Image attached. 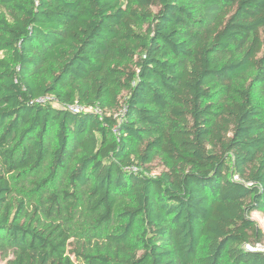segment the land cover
Returning a JSON list of instances; mask_svg holds the SVG:
<instances>
[{"label":"trees","instance_id":"trees-1","mask_svg":"<svg viewBox=\"0 0 264 264\" xmlns=\"http://www.w3.org/2000/svg\"><path fill=\"white\" fill-rule=\"evenodd\" d=\"M254 211L264 0H0L4 264H264Z\"/></svg>","mask_w":264,"mask_h":264},{"label":"rangeland","instance_id":"rangeland-1","mask_svg":"<svg viewBox=\"0 0 264 264\" xmlns=\"http://www.w3.org/2000/svg\"><path fill=\"white\" fill-rule=\"evenodd\" d=\"M215 147H216V149H217V151L218 152H220V150H219V147L218 146H216L215 145ZM155 165V171L154 172H159L161 169H162V167L160 166V165H158V164H154ZM251 217H252V219H254L255 221H256V223L262 228V229H264V214L262 213V212H260V211H254L252 214H251ZM263 250H264V244H263ZM4 262L5 261H2V260H0V264H4Z\"/></svg>","mask_w":264,"mask_h":264},{"label":"built area","instance_id":"built-area-1","mask_svg":"<svg viewBox=\"0 0 264 264\" xmlns=\"http://www.w3.org/2000/svg\"><path fill=\"white\" fill-rule=\"evenodd\" d=\"M79 108L80 107H78V106L73 107L74 110H79ZM248 249L251 250V251H257V250H263V247H262V245L261 246L259 245V246H256V247L248 246Z\"/></svg>","mask_w":264,"mask_h":264}]
</instances>
